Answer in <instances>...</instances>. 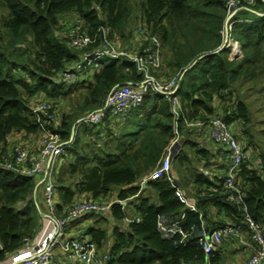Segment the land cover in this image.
I'll list each match as a JSON object with an SVG mask.
<instances>
[{
  "label": "trees",
  "instance_id": "obj_1",
  "mask_svg": "<svg viewBox=\"0 0 264 264\" xmlns=\"http://www.w3.org/2000/svg\"><path fill=\"white\" fill-rule=\"evenodd\" d=\"M0 3L4 10L0 17V161L11 153V134L42 132L32 111L33 98L44 94L56 102L70 92L58 75L79 60L80 51L71 47L60 32L59 16L76 13L97 38L99 28L108 25L111 32L129 39L132 33L125 30L129 18L138 11L140 19L159 35L171 54L164 61L166 73L183 71L176 92L181 105L178 116L167 99L150 92L125 119L106 118L98 124L77 122L86 111L100 106L113 86L140 78L133 62L105 57L103 66L96 68L91 79L83 81L86 85L80 109L64 113L57 122L46 121L50 130L64 138L69 137L77 122L74 140L59 158L55 171L58 208L65 210L83 194L99 198L115 193L116 198L126 200V204L113 202L105 213L116 221L111 235L108 227L98 222L82 229L99 248L109 251L108 264H224L220 250L210 255L204 252L199 233L202 228L211 230L223 223L241 222L243 208L227 199L229 190L223 183L226 163L215 161L219 154L227 160L224 145L209 136L216 152L206 147L198 136L206 129L209 133L208 125L198 129L188 126V122L203 119L208 123L210 118L220 116L233 126L240 122V132L248 134L251 111L239 95V88L257 81L264 88V0H240L244 8L239 12L251 16L235 15L230 19L229 37L240 43L242 51L234 58L230 57L231 47L224 45L225 0ZM176 136L180 149L172 160L171 176L185 189L186 200L166 175L149 178L144 186L139 183L158 164ZM249 142L250 138L248 146ZM248 146L245 148L264 162V149ZM254 160L251 156L241 163L235 180L249 212L264 224V176L253 165ZM34 187L32 177L0 164V260L37 234L41 214L33 196ZM211 207L227 220L211 219ZM159 215L181 219L186 236L180 232L163 235L157 226ZM125 219H129L128 223L122 226Z\"/></svg>",
  "mask_w": 264,
  "mask_h": 264
},
{
  "label": "built area",
  "instance_id": "obj_2",
  "mask_svg": "<svg viewBox=\"0 0 264 264\" xmlns=\"http://www.w3.org/2000/svg\"><path fill=\"white\" fill-rule=\"evenodd\" d=\"M225 5L227 19L223 29L224 45L230 46L232 54L235 55L236 51L241 50V47L237 40L229 37L230 19L237 14V11L241 10L242 5L240 0H225ZM59 20L62 35L68 39L71 47L80 51L79 60L70 63L60 72L59 81L73 84L91 79V75L86 78H83V75L92 66L101 68L102 60L105 57L131 61L140 74V78L135 81L113 86L103 103L97 108L86 111L77 122L98 124L106 118L113 120L127 118L129 113L140 105L145 95L150 92L167 99L175 117L178 116L181 105L176 92L183 71L179 69L171 74L166 73L163 45L159 35L152 33L146 25H140L135 31V43L130 48L118 44L120 42L119 35L111 32V27L108 25L99 28L100 37L97 38L96 35L87 31L83 22L79 23V20L75 19L76 23H74L75 20L71 23L62 21V17ZM32 111L42 129L39 148L35 150L29 143H18L9 155L3 156L0 164L18 174L32 177L36 182V189L42 186L45 205L43 215L52 223V228L34 238H27L23 246L15 251L17 253L9 264H108L110 260L108 250L103 249L102 251L88 233L82 232L84 231L82 226H80L81 232L78 235H71L67 231V225L87 213L105 214L110 210L113 202L119 201L123 204V201L126 200L112 197V195L90 199L76 198L70 206L60 211L55 171L59 164V158L74 140L77 122L69 137L64 138L61 133L52 131L46 126L47 120L50 122L56 120L52 101L41 98V100L33 102ZM206 124L209 128V136L214 141L223 144L226 150L224 153L228 167L223 183L224 187L229 190L227 199L242 205L244 215L239 223L227 222L211 230L202 228L199 233L200 245L204 252L210 255L223 242L231 240L248 248L247 264H264V226L249 212L244 202L243 192L235 180L241 163L251 157V150L241 144L233 125L220 116L210 118L208 123H205L203 119L188 122V126L198 129H202ZM179 149L180 143L176 136L165 148L158 164L152 171L144 175L139 183L144 186L149 178L166 175L186 200L178 182L171 176L172 160ZM253 165L257 166L264 176V162L260 158H256ZM189 205L194 208L192 204ZM60 212L62 213L60 214ZM180 223L181 219H170L165 215H159L157 220L158 229L165 236H173L176 232H180L183 237L186 236L187 233ZM64 257L70 261L65 262ZM0 264L2 263L0 262Z\"/></svg>",
  "mask_w": 264,
  "mask_h": 264
},
{
  "label": "rangeland",
  "instance_id": "obj_3",
  "mask_svg": "<svg viewBox=\"0 0 264 264\" xmlns=\"http://www.w3.org/2000/svg\"><path fill=\"white\" fill-rule=\"evenodd\" d=\"M243 8V5L240 9ZM239 9V10H240ZM3 9L1 7V3H0V17L3 14ZM236 15H239L241 17H250V14H246L245 12H236ZM73 14V15H72ZM135 17H134V13L131 15L132 17L129 18L128 24H127V29L125 30V32H131L132 36L129 39H124L118 36V40L120 41L118 44L120 46H127L132 48L133 43H135V31L137 29L138 26L140 25H145L143 20L140 19V14L138 11H135ZM60 18L62 17V21H66L67 23H71L73 22L75 19L79 20V23L82 22V20L79 18V16L75 13H69V14H61L59 16ZM76 20L74 23H76ZM73 23V24H74ZM239 47V45H238ZM242 55V51H236V54L233 55L231 52L230 57L234 58L235 57H239ZM171 57V54L168 53V50L163 47V60L166 62L167 59H169ZM166 66V64H165ZM97 69L92 66L91 68H89L88 72L86 71L85 74L83 75V78L86 77H90L93 76L94 72ZM86 84H83V82H76L73 84H68V90L70 91L68 94L61 96L60 98H58L56 100V102L52 101L50 98H47L46 95L44 94H39L37 95L35 98H33L32 102H36L38 100H41V98H47L48 100L52 101L54 108H55V116H56V120L59 121L62 118V115L64 113L69 114L72 111L75 112L76 109H80V104L83 100V93H84V88H85ZM263 83H258L255 82L254 85H252L250 82H246V84L242 87L239 88V95H241V97L245 100V102L248 105V108L251 111V122L247 125V131L248 134H242L239 130L240 128V122H235L234 123V130L237 132L238 130V138L241 142V144L245 147L248 146L247 140H249V138L251 139V143L249 144L248 147L251 146V148L255 145L258 149H264V88H262ZM262 88V89H260ZM218 101H215V104H217ZM125 119V118H123ZM121 120V119H120ZM237 126V127H236ZM41 134V133H40ZM38 140L37 141V145L41 144V139L42 136L35 134ZM12 136V135H11ZM11 136L9 137L8 140V149L9 152H12L14 150V146L16 144H18V139L15 138L11 139ZM258 151V150H257ZM255 153H257L255 151ZM251 156L253 157V159H256L258 157H256L255 155H253V152L251 151ZM177 168V166H176ZM175 169V168H174ZM176 171V169H175ZM35 186H36V182H35ZM36 188H34L35 190ZM115 196V193L112 195V197ZM80 198H84V199H90L88 198V196H86L85 194L77 197V199ZM105 216L109 217L106 218L104 217V214H90L88 217H86L85 219H82L83 222H85V224H89V223H100L106 227H108V232L111 235L112 232V228L114 226V223H116V221L110 217V215H106ZM128 223V221L125 219L124 221H122V226H126ZM264 226V224H262ZM81 226V225H80ZM101 250L103 251V248H101Z\"/></svg>",
  "mask_w": 264,
  "mask_h": 264
},
{
  "label": "crops",
  "instance_id": "obj_4",
  "mask_svg": "<svg viewBox=\"0 0 264 264\" xmlns=\"http://www.w3.org/2000/svg\"><path fill=\"white\" fill-rule=\"evenodd\" d=\"M11 135H12L11 139H14V140H15V138L18 139V143H21V142H24L26 144L29 143L30 146L35 150L39 148V145H37L38 144L37 141L39 140L40 137H38V140H37V137L35 134H27L24 131H18V132L11 134ZM38 135H40V134H38ZM198 138L200 139L199 140L200 143L204 144L208 148H212L213 151L216 152L217 148H216L215 144L212 143V140L209 138V133H208L207 129H206V133H203L201 136H198ZM203 139H205V140L203 141ZM219 159H220V161H219ZM215 161L225 162L226 167H228L227 160L223 159L222 155H220V154L215 159ZM220 176H222V174ZM34 188H36V187H34ZM181 190L183 192H185V189L181 188ZM33 196H35V198H36L38 211L41 214V222H40V226L38 228L37 234H36V236H37L40 233L48 232L49 229L52 228L51 227L52 223L50 221H48V219L43 215V213L45 211L44 210L45 205H44V201H43V188H42V186H39L37 189L34 190ZM191 201H193L192 198H191ZM124 204H126V203H124ZM61 213L62 212H60V214ZM210 215H211V219H213V220L225 218V216L222 213H219L217 210H215L212 207L210 209ZM225 220H227V218H225ZM86 224H85V222H83L82 219L78 218L76 220H73L72 222H70L67 225V231L71 235H78L81 232L80 225L82 226V228H84L86 226ZM82 232H85V231H82ZM217 249L220 250L221 254L224 256V258L226 260L224 264H247V258L249 255V250L246 246L241 245L240 243H237V242H234L231 240H227V241L223 242L221 246L217 247ZM16 253L17 252L9 253L7 255V257L4 260H0V262L2 264H9L10 260L16 255ZM63 260L65 262L70 261L66 257H64Z\"/></svg>",
  "mask_w": 264,
  "mask_h": 264
},
{
  "label": "water",
  "instance_id": "obj_5",
  "mask_svg": "<svg viewBox=\"0 0 264 264\" xmlns=\"http://www.w3.org/2000/svg\"><path fill=\"white\" fill-rule=\"evenodd\" d=\"M145 185V184H144ZM126 203V201H123V204Z\"/></svg>",
  "mask_w": 264,
  "mask_h": 264
},
{
  "label": "bare ground",
  "instance_id": "obj_6",
  "mask_svg": "<svg viewBox=\"0 0 264 264\" xmlns=\"http://www.w3.org/2000/svg\"><path fill=\"white\" fill-rule=\"evenodd\" d=\"M238 50V49H237Z\"/></svg>",
  "mask_w": 264,
  "mask_h": 264
}]
</instances>
